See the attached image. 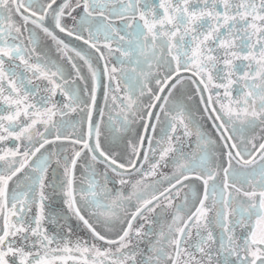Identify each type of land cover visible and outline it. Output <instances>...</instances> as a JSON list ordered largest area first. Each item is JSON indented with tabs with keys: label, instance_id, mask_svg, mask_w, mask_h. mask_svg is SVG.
Segmentation results:
<instances>
[{
	"label": "snow or ice",
	"instance_id": "snow-or-ice-1",
	"mask_svg": "<svg viewBox=\"0 0 264 264\" xmlns=\"http://www.w3.org/2000/svg\"><path fill=\"white\" fill-rule=\"evenodd\" d=\"M0 264H264V0H0Z\"/></svg>",
	"mask_w": 264,
	"mask_h": 264
}]
</instances>
